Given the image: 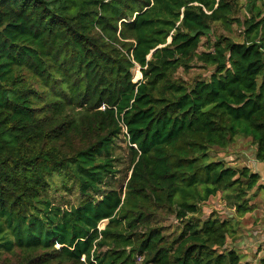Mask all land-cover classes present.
Instances as JSON below:
<instances>
[{"label":"trees","instance_id":"trees-1","mask_svg":"<svg viewBox=\"0 0 264 264\" xmlns=\"http://www.w3.org/2000/svg\"><path fill=\"white\" fill-rule=\"evenodd\" d=\"M240 137L264 161V0H0V264H249L228 236L264 183L219 157ZM221 190L236 219L203 216Z\"/></svg>","mask_w":264,"mask_h":264},{"label":"rangeland","instance_id":"rangeland-1","mask_svg":"<svg viewBox=\"0 0 264 264\" xmlns=\"http://www.w3.org/2000/svg\"><path fill=\"white\" fill-rule=\"evenodd\" d=\"M240 13L242 16L245 15V12ZM220 33L231 35L235 40H242L243 38L242 27L237 23L233 24L232 32L227 31L224 29V27L215 25L214 31L210 34V36L203 38L199 51L207 50L208 48L212 47L211 45L214 44L216 35ZM210 72V70L206 69L199 62L195 64V66H193L189 71H185L183 68H180L176 75L192 81L195 77L200 75L206 76L209 75ZM134 76V80L141 79L142 73L139 66L134 69ZM127 145L128 144L124 141V139H119L117 154L120 156L118 165L120 169L118 177L120 178L116 181V185L121 187L126 183L127 179L125 178L127 175L130 176L131 174L127 173L130 162V151ZM255 151L256 148L251 143L249 138L240 137L233 145L229 146V148L220 150L219 157L225 161H228L232 165H248L250 167L253 163L258 161L255 157ZM252 193L254 194L253 200L251 201L253 204V209L250 211H253L252 217L244 218L248 213L247 212L242 218L243 223L233 224L240 236L239 234H236V236L235 234L229 235L228 244L229 246H235V248L242 254L243 261L248 262L249 264H256L260 258L264 257V252L257 255L259 250L262 248V245L264 246V233H262L264 224H259L258 226L256 225L255 229H253L254 227L252 226V222L258 217V215L264 214V186L255 188ZM51 196L56 203L59 202L63 204L67 203V201L71 203H78L80 199V193L77 187H73L72 190L61 189L60 191L51 192ZM211 214L219 216L222 219H232L234 216L238 217L234 200L228 197L226 192L222 190L203 204V216L208 217ZM106 223L107 220L102 221L100 228H104ZM176 224L177 220L174 219V216H169L165 219V225H171L173 230V225ZM171 227L169 230L170 232H172ZM255 231H258L259 233H255ZM256 244H260L261 247L255 248Z\"/></svg>","mask_w":264,"mask_h":264},{"label":"crops","instance_id":"crops-1","mask_svg":"<svg viewBox=\"0 0 264 264\" xmlns=\"http://www.w3.org/2000/svg\"><path fill=\"white\" fill-rule=\"evenodd\" d=\"M254 147H255V145H254ZM256 160H258V159H256ZM250 167H251L252 170H254L256 172H259L261 174V177H262L261 178V182L264 183V161H259L258 160L255 163H253ZM252 213H253V211L252 212H248L247 213L248 216L246 214L244 218L252 217ZM258 217L255 218L254 221L252 222V226L254 227L253 229H255L256 225L258 226L259 224H264V214L263 215H258ZM255 233H259V232L258 231H255ZM262 233H264V229H263ZM259 245L260 244H256L255 245V248H259V247H257ZM263 252H264V246L262 245V248L259 250V252L257 253V255L262 254ZM257 262H256V264H257Z\"/></svg>","mask_w":264,"mask_h":264},{"label":"built area","instance_id":"built-area-1","mask_svg":"<svg viewBox=\"0 0 264 264\" xmlns=\"http://www.w3.org/2000/svg\"><path fill=\"white\" fill-rule=\"evenodd\" d=\"M123 130H124V132H127V130H126V127H125V128H123ZM127 135H128V132H127ZM82 260H83V261H85V260H86V257H85V255L82 257ZM93 261L96 263V260H95V259H93Z\"/></svg>","mask_w":264,"mask_h":264},{"label":"water","instance_id":"water-1","mask_svg":"<svg viewBox=\"0 0 264 264\" xmlns=\"http://www.w3.org/2000/svg\"><path fill=\"white\" fill-rule=\"evenodd\" d=\"M171 40H172V38L170 37L169 39H168V42H171ZM142 78V77H141ZM135 81H137V80H135Z\"/></svg>","mask_w":264,"mask_h":264}]
</instances>
